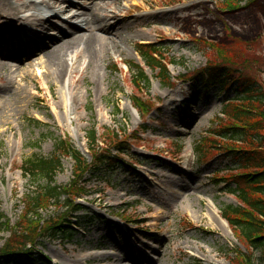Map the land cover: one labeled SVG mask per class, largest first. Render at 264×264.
<instances>
[{
	"label": "rangeland",
	"instance_id": "374dc122",
	"mask_svg": "<svg viewBox=\"0 0 264 264\" xmlns=\"http://www.w3.org/2000/svg\"><path fill=\"white\" fill-rule=\"evenodd\" d=\"M109 10L120 13L111 21L122 23L119 48L103 54L93 67H87L88 60L76 51L66 57L68 67L60 82L54 81L47 62L68 35L48 27L71 25L81 33L68 21L75 10L56 14V7L39 5L21 12L20 17L33 15L47 22L35 32L32 44L18 46L11 58L0 57L7 64L0 70V212L9 222L0 233V252L22 240L24 196L45 185L26 177L20 167L30 158L52 157L58 137L80 152L84 168L79 171L71 158L62 156L55 185L69 188L72 204L85 207V214L95 219L67 238L37 232L33 243L21 249L25 253L0 256V264H74L84 256L95 260L77 264H98L105 255L118 253L121 245H127L134 257L122 264H244L240 254L247 247L228 225L218 227L210 220L213 208L220 215L224 206L237 204L226 181L243 170L232 169L228 158L218 154L222 150L209 148L211 141L245 147L218 136L231 122L224 113L233 96L224 97L219 87L205 88L198 81L203 79L200 73L219 77L226 67L231 74L259 83L264 93V0H121ZM4 25L0 18V31L6 32ZM25 25L8 23L11 30ZM139 44L160 50L166 61L163 76L144 64L136 52ZM126 64L140 65L149 87L136 82ZM12 92L23 93L24 102L8 103L7 94ZM93 128L94 144L88 138ZM120 141L129 158H121L113 146ZM90 147L95 148L92 154ZM103 152L124 161H115L120 169L88 171L93 158ZM169 182L177 189L188 185L170 203ZM62 202L63 198L40 210L36 222L64 214ZM199 213L211 216L202 221ZM85 214L73 212L70 220ZM45 227L42 224V230ZM183 242L190 247L181 251L177 248L184 247ZM159 247L165 248L162 256ZM256 257L254 264H264Z\"/></svg>",
	"mask_w": 264,
	"mask_h": 264
},
{
	"label": "trees",
	"instance_id": "16d2710c",
	"mask_svg": "<svg viewBox=\"0 0 264 264\" xmlns=\"http://www.w3.org/2000/svg\"><path fill=\"white\" fill-rule=\"evenodd\" d=\"M136 52L143 59L144 64L153 70L160 71L163 76L165 74V60L161 56L160 50L155 46L139 44ZM131 71L135 72V80L149 87L150 81L145 76L144 70L140 65L134 66L126 64ZM223 71L218 77L214 72H202L200 75L203 79L198 81L201 86L219 87L221 95L224 97L233 96L225 104V109L229 108V112L225 114L229 116L231 122L223 127L218 136L224 140L238 142L245 145L244 148L234 149L232 146L219 145L215 142H209V148L213 150H222L218 154L228 158L232 164V169L243 170L226 181V187L229 193L236 199V205H226L221 210V217L227 222L229 227L236 233L238 239L247 247L244 254H240L244 264H254L259 258L264 260V93L262 87L256 81L245 77L234 75L226 71V67H222ZM238 72V70H235ZM168 79V76L166 77ZM232 102L235 105H231ZM142 110L146 108L141 105ZM119 112V109H117ZM36 125L42 126L38 121H34ZM45 126V125H44ZM90 143L96 141V131L91 129L88 132ZM125 142L120 141L113 145L123 156L129 157L130 154L124 150ZM2 144L0 143V147ZM220 146V147H219ZM94 147H90L88 152L92 154ZM200 155V149H197ZM69 157L74 161L77 169L81 171L84 168V159L80 152L67 140L60 137L54 139V154L50 158L34 157L24 161L20 170L23 174L37 183L44 182L45 185L32 195L24 196V214L22 228L19 230L22 236L21 241L13 243L12 250L9 247L0 252V256L25 253L21 249L29 243H33V238L37 232L42 235H48L52 239L67 238L72 236V232H76L78 228L85 229L95 222V219L87 216L86 208L77 204H72L70 200V190L67 187H59L55 185V177L62 170L61 157ZM120 158V157H118ZM124 158V157H123ZM202 158V157H201ZM115 161L124 163L120 159L113 158L103 153H98L93 158V162L87 170L91 172L105 169L107 172L116 171L120 167ZM117 162V163H118ZM223 178L222 181H225ZM63 198L62 207L66 212L57 215L47 222H36L39 211L43 210L50 204H60ZM78 212L85 215L77 217L76 221H70L72 213ZM37 223V224H35ZM42 224H46L42 230ZM9 226V222L0 212V233ZM15 246V248H14Z\"/></svg>",
	"mask_w": 264,
	"mask_h": 264
},
{
	"label": "bare ground",
	"instance_id": "6f19581e",
	"mask_svg": "<svg viewBox=\"0 0 264 264\" xmlns=\"http://www.w3.org/2000/svg\"><path fill=\"white\" fill-rule=\"evenodd\" d=\"M4 2H0V18H3L6 25L4 30L6 32L0 31V57L11 58L13 56V52L16 50L18 46H23L31 43L34 39L33 37L36 35V31L38 29H43L44 24H46L47 20L45 18H39L33 15L28 17H20L21 12L33 10L38 8L39 5L45 6L47 9L57 8L58 13H67L72 10H75L74 16L70 18L68 21L76 23V25L81 29V33L75 30L76 27H72L71 25L66 26L65 28H61L56 26L55 24H50L48 29L50 31H56L59 34L68 35V38L61 41L60 45L53 48V50L49 54V59L47 65L50 67V70L53 72L54 81L60 82L63 79L64 73L68 67V61L66 57H69L71 54H74L76 51L81 56V58L87 59V67H93L92 65H96L101 61V57L105 53H110L114 49H118L120 44H118V40L122 38V35H119L121 32L120 26L121 22L112 23V20L116 19V16L120 13H117L114 10H109L112 6H119L121 0H84L82 3H75L73 0H17V5H12L7 2V0H3ZM104 13L103 15H101ZM57 16V15H56ZM13 22H22L25 25V28H20L18 30H11L8 26V23L13 26ZM27 26L32 30H28ZM72 27V28H71ZM19 28V27H16ZM117 31L116 34H113ZM117 35V36H116ZM42 37V36H41ZM114 38H118L114 40ZM62 39V38H60ZM125 39V37H123ZM32 44V43H31ZM120 52V51H118ZM83 59V60H84ZM85 61V60H84ZM7 64L0 62V70L4 69ZM172 102L176 100L172 99ZM6 101L12 106L19 105L21 102H24V94L23 93H8L6 97ZM176 185V184H175ZM173 185V183H167V187H172L170 189L171 192H166L168 195V202L170 203V198L173 196L180 194L183 192L188 185H182L179 189ZM169 190V189H168ZM193 198V195L188 196V200L190 201ZM199 220L207 219V217L211 215H202L201 213ZM221 215V214H220ZM219 211L216 208L212 209V217L213 220L217 223L218 227L227 228V223L220 217ZM213 226V223L211 224ZM184 247H178L183 251L184 249L189 248L188 242L181 243ZM127 245L120 246V250L118 253L114 255H105L104 259L99 261L98 264H122L121 261L123 259H134L131 255L130 248H126ZM147 250L156 251V249ZM158 253L162 256L165 253V248L159 247ZM141 258H144L143 253H141ZM95 260V258H91L89 256H84L79 259V261H74V264L77 263H88L90 261ZM139 260L136 262L138 263Z\"/></svg>",
	"mask_w": 264,
	"mask_h": 264
}]
</instances>
